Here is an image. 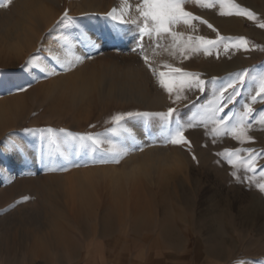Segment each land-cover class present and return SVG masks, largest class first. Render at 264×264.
I'll return each instance as SVG.
<instances>
[{
  "label": "rangeland",
  "instance_id": "rangeland-1",
  "mask_svg": "<svg viewBox=\"0 0 264 264\" xmlns=\"http://www.w3.org/2000/svg\"><path fill=\"white\" fill-rule=\"evenodd\" d=\"M56 1L58 6L53 7L60 17L67 10L79 24L92 23L91 30L96 32L101 28L106 31L116 23L105 14L113 5L122 4V0H102L100 11L90 14L79 7L86 9L84 5L88 0ZM235 2L254 13L255 19L222 15L217 0H185V10L208 21L216 31L199 21H192L194 27L179 25L176 31L183 32L185 39L188 36L216 39L219 33L225 40L219 47L211 48L208 54L203 50L188 51L184 58L180 50L172 54V39L168 36L167 58L161 60L158 71L168 72L169 68L163 67L167 64L199 73L206 81L216 78L215 86L207 84L203 93L185 90L182 95L187 99L175 104L169 100L167 92L165 100L149 107L134 100L122 102L113 96L102 99L96 92L81 104L59 105L48 96L51 78L33 74L34 77L28 79L21 74L19 66L28 56L23 54L19 40L10 42L15 57L7 66L0 60V73L6 80L18 84L28 79L31 87L26 91L13 90L11 94L0 90V101L12 95L22 98L21 114H8L6 127L10 128L1 135L4 140L8 139L7 149H11L8 148L10 141L24 146L23 159L16 152L18 166L5 168L11 173L18 171V178L0 181V228L16 233L15 238L0 240V264H264V193L255 184L248 183L249 179L259 181V171L264 169L258 168L255 176L239 171L237 179L233 175L236 169L223 155L225 149L245 154L247 149H255L257 153L264 151V126L258 123L264 104L254 105L257 112L249 132L250 142L238 143L230 136L219 137L214 142L201 124L186 127L191 150L164 146L163 121L156 118L147 128L144 122L130 121V129L140 126L148 135L143 142L137 141L143 151H130L118 164L93 163V158L100 154L91 152L81 153L79 157L73 155L72 159L86 166H69L67 171H44L38 156L41 147L48 151L47 141L42 145L39 135L23 132L28 128H64L121 142L106 132L109 125L105 122L111 115L127 111L161 112L168 107L180 109L178 118L185 126L189 122L198 123V114L218 95L220 86L226 87L245 69L257 77L264 72V28L259 26L264 24V0ZM44 3L50 5L47 1ZM72 4L77 7L71 8ZM204 4L214 7L207 8ZM27 31L32 34L34 28L29 25ZM238 37L248 40V50L233 46ZM113 45L119 46L121 41ZM132 47L128 49L131 59L144 65L137 53L131 51ZM255 87V81L246 79L240 86L241 95L225 111H242L243 104L255 95ZM228 94H231L230 89ZM146 151H151L149 162L169 157L149 177L138 167V157ZM30 156L37 163H31ZM258 163L264 164V156ZM107 173L111 175L109 179ZM81 192L85 193V201ZM21 228L30 233L29 237L21 234L25 232Z\"/></svg>",
  "mask_w": 264,
  "mask_h": 264
},
{
  "label": "snow or ice",
  "instance_id": "snow-or-ice-1",
  "mask_svg": "<svg viewBox=\"0 0 264 264\" xmlns=\"http://www.w3.org/2000/svg\"><path fill=\"white\" fill-rule=\"evenodd\" d=\"M221 8L222 15L245 16L250 20L255 19L254 13L247 8L235 2V0H217ZM11 0H0V8H7ZM185 0H140L135 5V14L132 12V6L129 0H122V6L118 10L113 8L105 14L106 18H110L116 23L101 37H94L87 29L83 28L75 18L71 17L67 10L61 15L55 28L63 25L62 33L58 39L54 40L51 45L46 47L43 43L37 48L36 52L30 54L28 58L19 66L22 75L31 76L36 74L37 77L51 78L63 73H68L77 66L83 64L86 60L93 59L96 53L101 51L102 41H121L124 38V29L118 25H134L138 30L135 40V46L131 51L143 60L145 68L151 72L152 76L157 79L160 88L168 93L169 100L175 104L187 99L182 93L185 90H197L201 93L206 91L207 84L211 83L215 86L216 78L211 81H206L201 78L199 73L186 72L182 68L163 65L169 68L168 72L158 71L154 62L150 59L145 51L143 40L145 37L152 39L156 37V45L159 46V40L165 35L172 39L171 48L172 54L175 50H180V54L187 58L186 52H199L203 50L208 54L213 47H219L224 42L225 38L217 33L216 39H208L203 36H188L185 39L183 32L176 31L179 25H187L194 27L192 21H199L206 24L208 28L216 31L213 26L201 17L193 15L192 12L185 10ZM204 7H214L213 4H204ZM227 8V11L224 9ZM127 17V18H126ZM264 28V24L259 25ZM237 43L233 46L237 48L249 49V42L244 37H238ZM227 49V44H225ZM41 53H44L43 55ZM155 54V52H154ZM247 80L255 81V95L249 97L248 102L242 106V111L226 112L225 110L233 105L237 97L241 95L240 86L244 85ZM31 87L30 82L18 84L11 79L6 80L3 73H0V90H7L9 94L15 91H26ZM229 89L231 94H228ZM174 97V98H173ZM257 103L264 104V72H261L258 77L251 76L250 70L245 69L243 72L237 73L232 78L231 82L226 87L220 86L218 95L203 107V110L198 114V123L189 122L186 126L181 123L178 118L179 108L168 107L167 111L150 112V111H127L118 112L111 115L110 120L105 123L109 126L106 132L112 137L123 138L130 142V146L118 142V140L101 139L97 134L91 132L74 133L68 129L59 128H28L23 129V132L28 135H39L41 144L46 140L48 151L41 147L38 160L43 170L46 172L67 171L68 167H81L73 155L79 157L81 153L100 154L93 158V163H119L124 157L129 155L130 151L140 150L143 147L137 143V138L134 132L128 127L130 121L144 122L145 128L149 122L158 118L163 121L162 140L163 145H172L191 150V141L185 135L187 128L198 127L201 124L205 128V134L211 135L213 141L219 137L230 136L238 143H247L252 140L249 135L253 127L252 121L255 119L257 109L254 107ZM258 123L264 126V111L259 113ZM209 125H211L209 129ZM147 134V133H146ZM107 143V147H105ZM10 148L21 155L23 159L24 146L15 141H10ZM223 155L226 157L229 165L236 171L233 175L239 179V171L252 173L256 175L257 169H264V164L258 163L260 158L264 156V151L257 153L255 149H247L246 154L240 150L225 149ZM193 160L196 157L193 155ZM6 171L0 166V172ZM29 174L35 175V172ZM259 181L249 179L248 183L255 184L257 189L264 193V170L259 171ZM27 200L28 197H24ZM246 264V262H242Z\"/></svg>",
  "mask_w": 264,
  "mask_h": 264
},
{
  "label": "bare ground",
  "instance_id": "bare-ground-1",
  "mask_svg": "<svg viewBox=\"0 0 264 264\" xmlns=\"http://www.w3.org/2000/svg\"><path fill=\"white\" fill-rule=\"evenodd\" d=\"M44 1L49 2L50 5L45 4ZM87 2V5H84L86 6V9H84L83 6H79L82 12L97 14L100 11L99 8L102 0H88ZM129 3L132 6L133 14H135V5L137 2L135 0H129ZM53 6H58L56 0H11V3L7 8H0V60L2 59L3 64L7 66L11 63V59L15 57V55L13 56L12 54L13 49L10 46V42L12 41L13 43V40H15V42H17L16 40L21 42V49L26 56L35 53L42 43L45 48L50 45L52 47L56 46L53 41L58 39L59 35L62 33L63 25H60L51 32L49 31L50 29H53L56 21L60 18V14L56 12ZM121 6L122 4H115L111 10L113 8L119 10ZM76 7V5H71V8ZM29 25L34 28V33L32 34L27 31V26ZM80 25L83 28H87L94 37H101V34L106 32L104 31V28H101L97 32L92 31V23L88 21L82 22ZM120 28L124 29L125 32L124 38L121 40V45L115 46L112 41H102L101 51L96 53L93 59L86 60L83 64L77 66L68 73L51 77L50 85H48L49 98L55 100V102L58 101L59 105L60 103L66 104L68 102L81 104L80 102L87 100L89 97L91 98V95L98 92V94H100L99 96H102V99L103 97L113 96L122 102L134 100L136 103L148 107L151 104L158 102L161 103L165 100V91L159 87L157 79L152 76L151 72L148 71L144 65L131 59L129 53L130 50L128 49L135 45V37L138 30L131 24L121 25ZM169 43L170 39L166 35L159 40V46L156 45V37H153L152 39H149L148 37L144 38L143 44L145 51L150 55V59L154 62L156 67L162 63V59L167 58ZM114 47L117 48V51H113ZM41 54L43 55L44 53ZM34 75L32 74L31 76H28V79L33 78ZM27 80H24L22 84L28 82ZM12 81L15 82L14 80ZM21 104H23L22 98L17 95L5 97L0 101V166L3 168H6L7 165L11 168L18 166L15 158L18 159L19 156H17L16 151L7 149L6 142L8 139L4 140L1 134H3L7 128H10L6 127L8 126L6 122L8 114L13 113L15 116L16 114H21ZM131 130L134 132L137 141L143 142L148 139V135H145L140 126L138 128L134 127V129L131 128ZM119 139L126 146H130V142L123 140V138ZM150 152L151 151H146L141 153L139 157L137 156L138 167L143 170L144 174L148 177L150 174L154 175L155 170H157L156 167L162 165L169 158L168 156H162L163 159L159 160V162L154 160L149 162L148 158L150 157H148V155ZM31 163L35 164L37 163V160L32 157ZM97 175L98 174H96V176ZM18 176V171L14 170V172L11 173L6 170L0 172V181L3 182L5 179L12 180V178H18ZM110 177L111 175L109 174L107 179ZM47 191L50 192L48 189ZM50 193L52 194V192ZM81 195L84 197L82 198L85 201V193L81 192ZM40 203V205H42V201ZM50 207L52 206L50 205ZM22 229L23 228H21V231H25ZM14 232L11 233L9 229L0 228V240H10L15 238L16 233ZM31 233L33 234V232ZM21 234L24 236L26 235L27 237L30 235L27 231Z\"/></svg>",
  "mask_w": 264,
  "mask_h": 264
}]
</instances>
